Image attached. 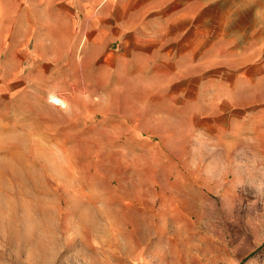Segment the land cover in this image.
Wrapping results in <instances>:
<instances>
[{
	"label": "rangeland",
	"instance_id": "374dc122",
	"mask_svg": "<svg viewBox=\"0 0 264 264\" xmlns=\"http://www.w3.org/2000/svg\"><path fill=\"white\" fill-rule=\"evenodd\" d=\"M184 6L197 55L117 40L90 56L0 51V264H264V150L211 134L196 150L184 96L198 81L181 83L204 68L219 99H264L230 70L258 57L264 0Z\"/></svg>",
	"mask_w": 264,
	"mask_h": 264
},
{
	"label": "crops",
	"instance_id": "0c3cea01",
	"mask_svg": "<svg viewBox=\"0 0 264 264\" xmlns=\"http://www.w3.org/2000/svg\"><path fill=\"white\" fill-rule=\"evenodd\" d=\"M186 3L187 0H0V24L14 26L0 44V51L8 50L9 56L40 58L90 56L101 53L91 45L104 49L109 41L117 40L121 48L135 44L156 49L155 53L163 56L175 55L176 50L183 56L191 50L197 55L191 41L202 34L198 31L192 39L191 12L185 9ZM253 52L257 58L230 70L241 73L248 82L264 84V43ZM242 67L256 69L257 80ZM202 69L187 73L181 81L187 91L198 81L197 94L184 96V115L189 122L186 129L195 138L196 150H204L198 142L203 143L211 134L213 139L217 137L213 146L218 150L239 151L242 145L246 147L242 150L263 151L264 99H219L216 79L213 83L202 79ZM225 113L230 115V123L223 126L217 121Z\"/></svg>",
	"mask_w": 264,
	"mask_h": 264
}]
</instances>
